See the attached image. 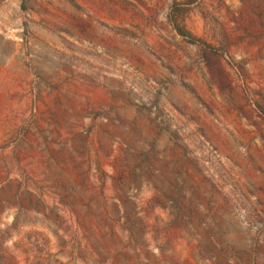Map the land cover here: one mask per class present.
<instances>
[{"label":"rangeland","instance_id":"1","mask_svg":"<svg viewBox=\"0 0 264 264\" xmlns=\"http://www.w3.org/2000/svg\"><path fill=\"white\" fill-rule=\"evenodd\" d=\"M0 264H264V0H0Z\"/></svg>","mask_w":264,"mask_h":264},{"label":"trees","instance_id":"2","mask_svg":"<svg viewBox=\"0 0 264 264\" xmlns=\"http://www.w3.org/2000/svg\"><path fill=\"white\" fill-rule=\"evenodd\" d=\"M174 28L177 30V32L181 35H187L189 37V41L190 42H199V43H203L205 44V42H201V40L199 38H197L196 36H193L192 34H190V32L184 30L182 27H179L177 25L174 26ZM208 45V44H205Z\"/></svg>","mask_w":264,"mask_h":264}]
</instances>
